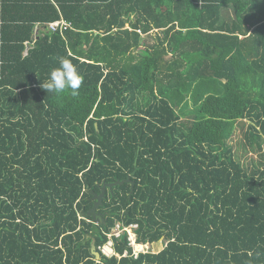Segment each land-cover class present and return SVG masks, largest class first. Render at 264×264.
I'll use <instances>...</instances> for the list:
<instances>
[{
	"label": "trees",
	"instance_id": "16d2710c",
	"mask_svg": "<svg viewBox=\"0 0 264 264\" xmlns=\"http://www.w3.org/2000/svg\"><path fill=\"white\" fill-rule=\"evenodd\" d=\"M263 150L264 0H0V264H264Z\"/></svg>",
	"mask_w": 264,
	"mask_h": 264
},
{
	"label": "clouds",
	"instance_id": "9594fccd",
	"mask_svg": "<svg viewBox=\"0 0 264 264\" xmlns=\"http://www.w3.org/2000/svg\"><path fill=\"white\" fill-rule=\"evenodd\" d=\"M83 82V77L72 61L66 57L59 58V67L53 68L47 82L41 84L46 92L63 93L71 91L73 95L77 94Z\"/></svg>",
	"mask_w": 264,
	"mask_h": 264
},
{
	"label": "built area",
	"instance_id": "2783aa9c",
	"mask_svg": "<svg viewBox=\"0 0 264 264\" xmlns=\"http://www.w3.org/2000/svg\"><path fill=\"white\" fill-rule=\"evenodd\" d=\"M70 23H67L64 20L55 21L49 24V29L55 31L59 29L63 31L67 27H69ZM137 225L132 224L129 226H122L121 223L115 225V227L111 230V233L107 234V241L105 244H102L98 247L99 252L105 257H112L115 256V252L113 250V240L112 237L118 238L121 236L123 232L127 233V241L129 246L132 248V255L133 257H137L139 253H146L149 249L148 245L146 244H139L136 242V233L134 229ZM132 231V232H131ZM128 252L125 250L123 256H127ZM117 256V255H116Z\"/></svg>",
	"mask_w": 264,
	"mask_h": 264
},
{
	"label": "rangeland",
	"instance_id": "374dc122",
	"mask_svg": "<svg viewBox=\"0 0 264 264\" xmlns=\"http://www.w3.org/2000/svg\"><path fill=\"white\" fill-rule=\"evenodd\" d=\"M169 8H170V4L168 2H165L162 7L158 8V11H160L162 9H169ZM156 33L157 32H155V31L151 32L146 37L147 42L153 43L155 40ZM141 37H144V35ZM163 91H165V90L159 91L158 94L159 95L162 94ZM240 123H242V125H243L242 127H241ZM247 124H248L247 121L239 122L240 129L236 130L233 139L231 141H229V145L233 148V150L237 154L236 156H238L237 158H239V160L243 163V165L250 167L252 165V163H255L256 161L259 160V155H258V153L251 152L246 148H245V150L243 149V145H242L243 144V132H244ZM262 153H264V150L262 151ZM139 244H142V243H139ZM148 244H146V245H148ZM148 247H150V245H148ZM99 258H100V256H99Z\"/></svg>",
	"mask_w": 264,
	"mask_h": 264
},
{
	"label": "water",
	"instance_id": "95a60500",
	"mask_svg": "<svg viewBox=\"0 0 264 264\" xmlns=\"http://www.w3.org/2000/svg\"><path fill=\"white\" fill-rule=\"evenodd\" d=\"M241 127L243 126L242 123ZM125 182H130V176H128L125 180L122 181H115L114 183H103V185L100 187V193L99 194H92V198L94 200L92 207L87 211V213L84 215L83 213H81L80 217L81 218H85V216H90L94 223H96L97 221V209L98 207H100L102 205V198L105 195L106 189L108 188L110 191L112 190V188L114 186L117 185H122ZM132 183V182H131ZM132 187H133V183H132ZM93 240H92V245H91V251L94 254V256L96 257V259H99V253L95 251V246L93 245Z\"/></svg>",
	"mask_w": 264,
	"mask_h": 264
}]
</instances>
